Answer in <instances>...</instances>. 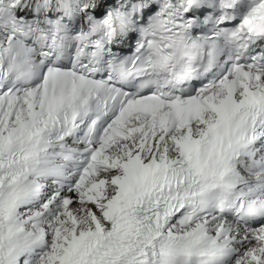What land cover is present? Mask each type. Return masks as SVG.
Instances as JSON below:
<instances>
[{"label": "snow or ice", "instance_id": "6c2138e0", "mask_svg": "<svg viewBox=\"0 0 264 264\" xmlns=\"http://www.w3.org/2000/svg\"><path fill=\"white\" fill-rule=\"evenodd\" d=\"M0 264H264V0H0Z\"/></svg>", "mask_w": 264, "mask_h": 264}]
</instances>
